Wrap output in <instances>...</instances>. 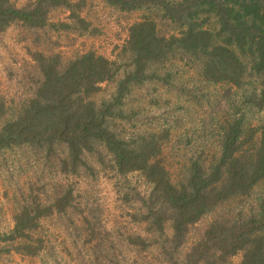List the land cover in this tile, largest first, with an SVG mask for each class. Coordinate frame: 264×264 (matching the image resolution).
<instances>
[{
    "label": "rangeland",
    "instance_id": "1",
    "mask_svg": "<svg viewBox=\"0 0 264 264\" xmlns=\"http://www.w3.org/2000/svg\"><path fill=\"white\" fill-rule=\"evenodd\" d=\"M28 1L14 2L22 7ZM71 1L79 3L77 14L88 22V28L70 18L67 7H57L44 27L15 22L0 34V126L21 114L43 80L35 52L59 54L67 62L94 51L115 61V77L101 83L91 96L100 104L113 99L119 79L132 69L125 47L133 23L150 15L161 33H179L155 7L125 11L105 0ZM149 70L164 80L133 85L119 106L123 116L115 117L111 125L128 140L162 133L161 157L174 183L187 179L194 160L206 165L217 161L229 121L241 118L245 128L256 131L254 141L246 145L259 144L264 126V75H251L242 87L210 82L197 62L183 53H174ZM83 157L88 167L72 172L63 169L68 158L64 144L50 150L30 144L0 150V264H186L187 255L212 222L231 224L264 212L262 179L248 195L219 203L190 225L183 243L176 246L171 241L170 219L160 231L146 217L153 187L140 171L119 173L113 155L98 141ZM69 191L72 199L67 209L41 216L38 228L30 231L43 246L37 255L17 250L25 240L5 239L25 206L50 205ZM137 236L146 243L132 241ZM242 259L240 251L221 264Z\"/></svg>",
    "mask_w": 264,
    "mask_h": 264
},
{
    "label": "trees",
    "instance_id": "2",
    "mask_svg": "<svg viewBox=\"0 0 264 264\" xmlns=\"http://www.w3.org/2000/svg\"><path fill=\"white\" fill-rule=\"evenodd\" d=\"M14 1L0 0V34L15 22L31 28L44 27L49 24V13L57 7H67L70 18L89 27L77 14L79 3L71 0H29L22 7ZM105 1L125 11L155 7L179 28V33H161L150 15L133 23L125 47L131 54L132 69L119 79L113 99L100 104L91 96L100 90L101 83L115 77V61L94 51L67 62L59 54L35 52L43 80L21 114L0 126V150L21 144L50 150L64 144L68 158L63 161V169L76 172L81 166L88 167L84 153L93 151L97 141L104 144L119 173L140 171L152 184L146 217L160 231L170 219L174 231L171 241L179 246L190 225L219 203L248 195L264 179V126L259 144L251 146L246 144L254 141L255 129L245 128L241 118L229 121L217 161L206 165L194 160L187 179L176 184L161 157L162 133L128 140L112 128V120L123 116L119 106L133 85L164 80L149 69L174 53L192 57L203 77L214 83L242 87L251 75H264V0ZM71 199L69 191L50 205L25 206L5 239H23L25 242L17 250L37 255L43 246L30 231L38 228L41 216L65 211ZM132 241L146 243L141 236L132 237ZM240 251L242 261L232 264H264V212L231 224L212 222L187 255L186 264L227 263Z\"/></svg>",
    "mask_w": 264,
    "mask_h": 264
}]
</instances>
